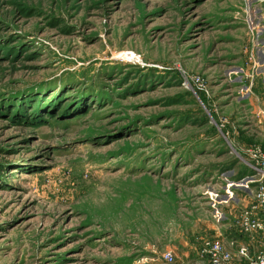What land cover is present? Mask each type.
I'll use <instances>...</instances> for the list:
<instances>
[{
    "label": "rangeland",
    "instance_id": "rangeland-1",
    "mask_svg": "<svg viewBox=\"0 0 264 264\" xmlns=\"http://www.w3.org/2000/svg\"><path fill=\"white\" fill-rule=\"evenodd\" d=\"M263 86L264 0H0V264H207Z\"/></svg>",
    "mask_w": 264,
    "mask_h": 264
},
{
    "label": "built area",
    "instance_id": "built-area-1",
    "mask_svg": "<svg viewBox=\"0 0 264 264\" xmlns=\"http://www.w3.org/2000/svg\"><path fill=\"white\" fill-rule=\"evenodd\" d=\"M193 82L199 84V78ZM257 123L264 126V109L259 108L255 112ZM242 164L251 170V175L244 176L238 181L232 179L236 187H249V184L254 183V189L249 203L243 207L238 213L237 227L242 233L262 232V247L256 255H250L246 247H238L237 253L246 261L243 264H264V219L260 217L264 213V151L258 144H253L247 147H238ZM227 196H231L232 190L227 185L225 188ZM218 193L210 192V200L215 206L217 202L225 203L227 200L217 199ZM200 256L207 260V264H232L233 253L219 240L202 238L199 248ZM165 264H171L174 261V255L171 251H166L163 254Z\"/></svg>",
    "mask_w": 264,
    "mask_h": 264
},
{
    "label": "crops",
    "instance_id": "crops-1",
    "mask_svg": "<svg viewBox=\"0 0 264 264\" xmlns=\"http://www.w3.org/2000/svg\"><path fill=\"white\" fill-rule=\"evenodd\" d=\"M254 80H255V78H254ZM257 90L259 92H249L252 99L255 100V101L252 100L254 111L258 110L259 108L264 109V86H263V92L261 91L260 88H258ZM256 121H257V119H256ZM256 125L259 129L264 128V126L259 125L257 122H256ZM237 137H238V135H237ZM238 138L235 137V141H236V139H237V141H239L240 139L238 140ZM237 141H236V143L239 144V142H237ZM235 190H236L235 194L242 195V193H243V197H237V195L236 196H232V195L227 196L226 195L224 197V199L227 200L225 203L217 202L215 204V206H217V207H218V205L222 206L224 204H229V205H227L228 213H230L233 217L234 216L237 217L238 213L243 209V207H245L249 203V201L251 199V195H252L251 191H249L250 194H248L246 192L244 193V191H247L245 188L242 189L243 191H241L239 188H237ZM235 194L233 193V195H235ZM229 199L234 200L236 203L230 204ZM238 201H240V203H237ZM260 217L264 219V213H261ZM230 230L224 229L222 234H221V232H219V235L213 236V238L224 243V245L227 247V249H229L233 253L234 261L232 264H243L246 261L240 255H238V253H237L238 247H241V246L246 247L250 255H255L256 253H258L261 250L262 235H263L262 232L258 231V232H252V233H242V232L240 233L238 227L236 226L235 230H236V232L240 233V236L242 238L241 237L240 238L235 237V239H234V238H232V232H230ZM198 247L200 248V245ZM199 255H200L199 252H196L195 256L197 259H200Z\"/></svg>",
    "mask_w": 264,
    "mask_h": 264
},
{
    "label": "trees",
    "instance_id": "trees-1",
    "mask_svg": "<svg viewBox=\"0 0 264 264\" xmlns=\"http://www.w3.org/2000/svg\"><path fill=\"white\" fill-rule=\"evenodd\" d=\"M239 138L241 137L242 139L241 140H244V133H240L239 135ZM248 143H251V142H248ZM254 143H252V144H249V145H253ZM246 145H248V144H246ZM248 145V146H249ZM260 145V144H259ZM261 147H262V149H263V151H264V144H261L260 145ZM251 170L247 167V166H242V168H241V170L239 171V173L236 175V176H233L232 177V179H236V180H238V179H240V178H243L244 176H247V175H251ZM241 233V232H240Z\"/></svg>",
    "mask_w": 264,
    "mask_h": 264
}]
</instances>
